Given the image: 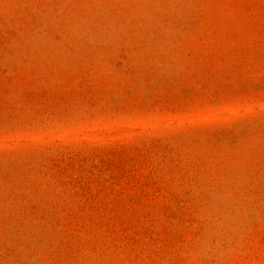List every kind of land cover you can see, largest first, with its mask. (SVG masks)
Masks as SVG:
<instances>
[{
	"label": "rangeland",
	"instance_id": "obj_1",
	"mask_svg": "<svg viewBox=\"0 0 264 264\" xmlns=\"http://www.w3.org/2000/svg\"><path fill=\"white\" fill-rule=\"evenodd\" d=\"M0 264H264V0H0Z\"/></svg>",
	"mask_w": 264,
	"mask_h": 264
}]
</instances>
